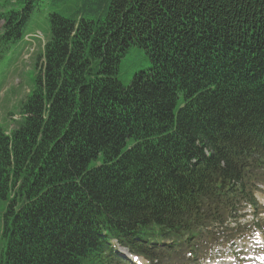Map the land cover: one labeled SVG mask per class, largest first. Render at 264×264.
<instances>
[{
    "label": "trees",
    "instance_id": "1",
    "mask_svg": "<svg viewBox=\"0 0 264 264\" xmlns=\"http://www.w3.org/2000/svg\"><path fill=\"white\" fill-rule=\"evenodd\" d=\"M16 4L0 60L36 12L49 33L0 132L1 264L149 257L264 172V0ZM130 48L150 66L123 86Z\"/></svg>",
    "mask_w": 264,
    "mask_h": 264
},
{
    "label": "rangeland",
    "instance_id": "2",
    "mask_svg": "<svg viewBox=\"0 0 264 264\" xmlns=\"http://www.w3.org/2000/svg\"><path fill=\"white\" fill-rule=\"evenodd\" d=\"M18 1L19 0H0V15L6 12L7 9H15ZM2 25L3 21L0 18V32ZM48 29L49 23L47 14L36 12L28 22L27 33L30 34V37H27L24 42H21L15 48L9 70L7 71L5 65H0L1 130L8 131L15 127V123L13 121L11 122V118L17 120L19 106L25 100L27 93L32 90L31 78L33 76V63L34 60L37 59V55L41 52L43 44L46 42V40H42L41 37H46L45 34ZM35 38L40 39L33 41V44H25L27 39L31 42L32 39ZM149 66L150 63L141 51L136 48H130L128 53L121 59L117 78L123 86H128L135 72L146 70ZM8 203V200L0 199V232L4 209L7 207ZM245 223L246 220H242V224ZM261 226L264 227V224H261ZM2 246L3 243L0 235V264ZM262 248L263 252H261L260 255L262 256L261 262L264 264V245H262Z\"/></svg>",
    "mask_w": 264,
    "mask_h": 264
}]
</instances>
